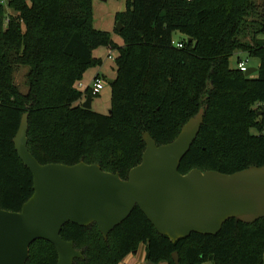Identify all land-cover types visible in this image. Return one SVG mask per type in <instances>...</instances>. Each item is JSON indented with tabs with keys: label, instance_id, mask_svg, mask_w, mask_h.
<instances>
[{
	"label": "trees",
	"instance_id": "obj_1",
	"mask_svg": "<svg viewBox=\"0 0 264 264\" xmlns=\"http://www.w3.org/2000/svg\"><path fill=\"white\" fill-rule=\"evenodd\" d=\"M92 4L0 0L2 210L19 212L33 194L32 174L13 144L26 113L28 150L41 165L97 164L125 180L141 162L145 133L158 146L168 144L203 108V125L180 174L198 169L230 175L264 166V39H257L264 20L251 44L239 36L253 0H126L125 11L115 15L121 46L93 27ZM176 34L182 38L177 42ZM99 48L116 52L107 115L84 109L87 96L93 97L78 88L89 68L102 65L93 56ZM236 51L259 60L256 78L230 68ZM19 66L28 68L27 94L14 83ZM60 236L82 252L73 264H120L140 245L145 264H174L175 252L179 264H264V219L250 225L229 220L216 236L192 234L173 243L135 208L106 240L95 224H66ZM26 264H57L54 247L37 240Z\"/></svg>",
	"mask_w": 264,
	"mask_h": 264
},
{
	"label": "water",
	"instance_id": "obj_2",
	"mask_svg": "<svg viewBox=\"0 0 264 264\" xmlns=\"http://www.w3.org/2000/svg\"><path fill=\"white\" fill-rule=\"evenodd\" d=\"M121 30L118 22L115 31ZM253 73L256 69L249 68L245 76ZM91 101L88 95L82 107L90 110ZM204 113L201 108L168 144L158 146L145 133L141 162L125 180L97 164L41 165L28 150V114H24L13 144L32 174L33 194L19 212L0 208V264H26L29 248L37 240L54 247L57 264H73L83 255L73 242L61 238L66 224L82 228L95 224L106 240L135 208L173 243L192 234L216 236L229 220L250 225L264 219V166L230 175L198 169L179 173L201 130ZM172 260L179 264L176 252Z\"/></svg>",
	"mask_w": 264,
	"mask_h": 264
},
{
	"label": "rangeland",
	"instance_id": "obj_3",
	"mask_svg": "<svg viewBox=\"0 0 264 264\" xmlns=\"http://www.w3.org/2000/svg\"><path fill=\"white\" fill-rule=\"evenodd\" d=\"M255 9L250 12V16L246 17V24L248 26H243L242 31L240 33V40L243 43L251 44V38L254 32L259 30L260 22L264 20V0H253ZM5 10L8 11L6 4ZM92 24L96 30L108 32L111 34L113 41L117 45H123V41L121 37L115 31V15L119 12H123L126 9V0H93L92 4ZM253 23V25H250ZM264 39V34H259L257 39ZM181 36L176 34L174 36V40L177 42L179 41ZM116 52H112L109 58V52L106 48H99L93 51V56L95 58H99L102 60V65L97 68H89L80 84L82 85L81 88L85 90L87 87H91L94 77L98 74L100 80L103 81V90L97 96L92 95V104L91 109L99 114L107 115L110 110V95L111 89L110 85L108 84V80H113L115 77V64L112 57H115ZM247 61L248 68L257 69L259 66V60L256 58H249L245 53L242 51H236L234 55L230 59V68H236V61L237 59ZM28 71L27 67H16L14 72V83L20 90L22 94H27L28 92V84L26 81V73ZM258 76L257 72L253 73L251 77L256 78ZM251 134H255L256 130L254 128L250 129ZM145 247L144 245H140L137 253L128 256L123 262L120 264H145ZM129 258V259H128ZM128 259V260H127ZM166 264V263H160ZM205 264H214L212 261H208Z\"/></svg>",
	"mask_w": 264,
	"mask_h": 264
},
{
	"label": "built area",
	"instance_id": "obj_4",
	"mask_svg": "<svg viewBox=\"0 0 264 264\" xmlns=\"http://www.w3.org/2000/svg\"><path fill=\"white\" fill-rule=\"evenodd\" d=\"M177 47L181 48L182 45L181 44H178ZM111 51H109V58L111 56ZM112 59L114 60V57H112ZM236 68L242 72V73H246L249 68H248V65H247V61H244V60H239L237 63H236ZM78 88L80 89L81 88V84L79 83L78 84ZM88 89L90 90L91 92V95L93 96H97L101 90H103V81L100 80L99 78H94V81L91 85V87H88ZM261 105H256L254 107V109H258L260 108ZM261 107H264L263 105Z\"/></svg>",
	"mask_w": 264,
	"mask_h": 264
},
{
	"label": "crops",
	"instance_id": "obj_5",
	"mask_svg": "<svg viewBox=\"0 0 264 264\" xmlns=\"http://www.w3.org/2000/svg\"><path fill=\"white\" fill-rule=\"evenodd\" d=\"M107 51L109 52L108 49H107ZM97 76H98V74H96V76H95L94 78H96ZM81 86H82V85H81ZM87 88H88V87H87ZM87 88H86V89H87ZM86 89H85V90H86ZM80 90H81V91H85V90H83L82 88H80ZM91 104H92V102H91ZM144 256H145V255H144ZM128 259H129V258H128ZM128 259H127V260H128ZM144 260H145V258H144ZM141 262H142V261H141ZM141 262H139V264H141ZM144 263H145V262H144ZM142 264H143V263H142Z\"/></svg>",
	"mask_w": 264,
	"mask_h": 264
}]
</instances>
